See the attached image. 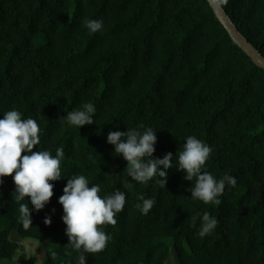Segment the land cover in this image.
<instances>
[{
  "label": "trees",
  "instance_id": "16d2710c",
  "mask_svg": "<svg viewBox=\"0 0 264 264\" xmlns=\"http://www.w3.org/2000/svg\"><path fill=\"white\" fill-rule=\"evenodd\" d=\"M222 4L264 55V0ZM90 19L103 20L102 32H89ZM86 102L96 106V123L69 126L67 112ZM13 108L41 128L33 151L55 155L63 147L62 175H85L101 197L126 191L121 180L130 179L127 162L107 142L109 130L140 124L157 130L155 157L172 152L178 159L192 135L213 148L207 170L237 184L226 187L220 205H206L192 200V182L173 167L164 189L155 180L135 184L118 223L104 226L111 235L105 250L81 253L67 245L58 202L67 178L54 182L50 203L24 229L19 204L28 201L13 198L6 176L0 260L14 259L18 233L40 241L46 264H81V255L86 264H168L173 255L177 262L169 264H264V69L209 0H0V118ZM137 194L156 200L147 216L135 207ZM205 211L219 224L202 238L199 223H190Z\"/></svg>",
  "mask_w": 264,
  "mask_h": 264
},
{
  "label": "clouds",
  "instance_id": "9594fccd",
  "mask_svg": "<svg viewBox=\"0 0 264 264\" xmlns=\"http://www.w3.org/2000/svg\"><path fill=\"white\" fill-rule=\"evenodd\" d=\"M228 0H221L227 4ZM90 33L102 32L103 20L90 19L85 22ZM96 106L91 102L83 103L79 108L67 112L66 123L80 129L84 125L95 122ZM107 142L114 147V154L122 156L127 162V176L121 185L126 191L116 188L109 195L101 197L99 184L89 183L85 175H73L70 178L62 175L61 164L65 158L63 147L57 148L55 155L40 147L41 128L36 119L24 118L21 111L11 109L0 118V185L3 178L12 176L15 188L13 198L17 201L27 199L28 203L19 204V222L24 229L32 225V212L40 211L50 203L54 195V182L67 178L63 194L58 202L62 205V221L66 225L67 245L81 253H99L105 250L111 235L104 226H115L117 216L124 211L126 197L135 184L148 185L155 180L160 188H166L168 170L176 167L185 173L184 179L192 182L188 189L193 201H201L208 205H220V197L226 187L236 186L237 179L225 174L217 179L207 170V162L211 159L213 148L201 139L189 135L178 153V159L172 152L163 158L155 157L157 130L143 124L128 128L127 131H112L107 134ZM22 153H24L22 155ZM135 182V183H133ZM139 201L135 207L142 215L147 216L154 208L156 200L137 194ZM29 203L32 207H29ZM45 224H51V217L45 218ZM199 228L197 235L206 237L214 233L219 224L217 217L205 211L191 217L190 227ZM52 259L56 253H51ZM81 264H86V257L81 255Z\"/></svg>",
  "mask_w": 264,
  "mask_h": 264
},
{
  "label": "water",
  "instance_id": "95a60500",
  "mask_svg": "<svg viewBox=\"0 0 264 264\" xmlns=\"http://www.w3.org/2000/svg\"><path fill=\"white\" fill-rule=\"evenodd\" d=\"M217 17L221 23L227 28L232 38L239 44V46L254 60V62L264 69V55L262 52L252 44L238 29L235 22L225 10L221 0H209Z\"/></svg>",
  "mask_w": 264,
  "mask_h": 264
},
{
  "label": "rangeland",
  "instance_id": "374dc122",
  "mask_svg": "<svg viewBox=\"0 0 264 264\" xmlns=\"http://www.w3.org/2000/svg\"><path fill=\"white\" fill-rule=\"evenodd\" d=\"M12 239L19 242L20 248L12 261L0 260V264H46V251L39 240L14 233ZM33 262V263H32ZM177 262L175 255L168 262Z\"/></svg>",
  "mask_w": 264,
  "mask_h": 264
}]
</instances>
